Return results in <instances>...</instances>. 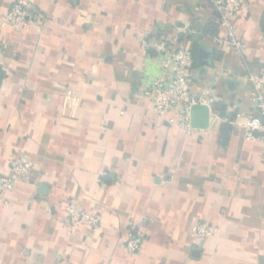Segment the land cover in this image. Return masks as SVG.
<instances>
[{
	"label": "crops",
	"instance_id": "1",
	"mask_svg": "<svg viewBox=\"0 0 264 264\" xmlns=\"http://www.w3.org/2000/svg\"><path fill=\"white\" fill-rule=\"evenodd\" d=\"M33 2L34 26L18 31L0 0V173L21 153L34 162L30 182L0 195V264H264V146L233 124L255 109L264 0H245L235 22L244 55L220 42L211 0ZM144 36L191 49L192 94L217 97L207 129L156 120ZM72 200L102 214L98 232H68ZM200 222L218 231L198 245ZM130 230L146 233L135 254Z\"/></svg>",
	"mask_w": 264,
	"mask_h": 264
},
{
	"label": "built area",
	"instance_id": "2",
	"mask_svg": "<svg viewBox=\"0 0 264 264\" xmlns=\"http://www.w3.org/2000/svg\"><path fill=\"white\" fill-rule=\"evenodd\" d=\"M211 5L218 14L221 27L227 33L225 38L219 39L220 42H228L238 54L244 55L246 44L238 37L235 22L245 9V0H211ZM34 10L33 0H12L10 9L1 24L18 31L28 30L34 26ZM142 43L160 67V74L143 88L145 97L153 106L157 121L192 133L198 130L191 124L190 110L193 105H207L210 115L216 114L217 117V97L209 88L200 94L191 92L194 57L190 48L177 47L172 41L156 36H144ZM3 52L4 46L0 42V69ZM250 81L253 86L251 100L255 109L249 114L238 113L233 124L243 129L245 140L260 141L264 146V73L251 74ZM33 168L34 162L27 154L18 155L12 161L9 173H0V195L13 191L18 182H30ZM102 219L99 211H87L81 207L79 201L72 200L65 208L63 221L69 233L80 226H86L96 233L101 228ZM217 231V228L211 227L206 222H200L192 228L198 245ZM145 239L144 231H128L125 242L126 251L129 254L139 252Z\"/></svg>",
	"mask_w": 264,
	"mask_h": 264
},
{
	"label": "water",
	"instance_id": "3",
	"mask_svg": "<svg viewBox=\"0 0 264 264\" xmlns=\"http://www.w3.org/2000/svg\"><path fill=\"white\" fill-rule=\"evenodd\" d=\"M227 106L225 104L221 105V114L225 115ZM191 124L192 127L198 130L207 129L210 125V109L207 105L198 104L193 105L190 110ZM41 189H45L42 186Z\"/></svg>",
	"mask_w": 264,
	"mask_h": 264
},
{
	"label": "trees",
	"instance_id": "4",
	"mask_svg": "<svg viewBox=\"0 0 264 264\" xmlns=\"http://www.w3.org/2000/svg\"><path fill=\"white\" fill-rule=\"evenodd\" d=\"M214 32H215V31H214ZM214 32H213V33H214Z\"/></svg>",
	"mask_w": 264,
	"mask_h": 264
}]
</instances>
